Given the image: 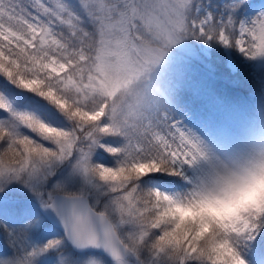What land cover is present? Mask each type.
Returning <instances> with one entry per match:
<instances>
[{
    "label": "snow or ice",
    "instance_id": "snow-or-ice-1",
    "mask_svg": "<svg viewBox=\"0 0 264 264\" xmlns=\"http://www.w3.org/2000/svg\"><path fill=\"white\" fill-rule=\"evenodd\" d=\"M264 57V5L251 0H0V194L30 193L64 235L27 247L43 222H0V264H36L66 244L114 264H252L264 210L188 224L159 186L206 143L173 115L162 68L186 39ZM2 200V197H0ZM83 264H105L95 255Z\"/></svg>",
    "mask_w": 264,
    "mask_h": 264
},
{
    "label": "rangeland",
    "instance_id": "rangeland-1",
    "mask_svg": "<svg viewBox=\"0 0 264 264\" xmlns=\"http://www.w3.org/2000/svg\"><path fill=\"white\" fill-rule=\"evenodd\" d=\"M253 9L264 5V0H251ZM224 54L223 60L218 61L215 52ZM236 49V48H235ZM237 54L233 48L225 47L217 42L205 43L194 38L186 39L173 47L165 57L162 68L165 72L166 82L170 86L173 103V115L175 119L182 122V126L191 130L199 136L207 145L224 154L244 149L255 141H264V57L250 59L238 49ZM249 64L255 80L257 89L249 104L251 112L247 107L234 113L225 112L219 107L220 99L216 94H208L205 81L212 72L222 75V79L234 80L239 67L238 59ZM247 65V69L249 68ZM207 68V69H205ZM195 170L189 168L187 175L191 178ZM189 183L181 178L177 185L162 184L160 187L169 191H179L187 188ZM0 222L16 227L25 221L28 216L40 213L43 218L41 227L34 231L27 247L43 245L48 240L62 237L63 234L41 213L37 203L32 199L30 193L13 188L7 195L0 194ZM262 248L258 249L261 253ZM9 252L6 235L0 230V253ZM68 257L67 264H83L90 255L101 257L105 264H114L105 255L96 252H75L69 244L65 246ZM255 246L248 255L252 264H264L257 258ZM60 257L56 252H48L36 258V264H59ZM130 264H136L135 257H128Z\"/></svg>",
    "mask_w": 264,
    "mask_h": 264
},
{
    "label": "clouds",
    "instance_id": "clouds-1",
    "mask_svg": "<svg viewBox=\"0 0 264 264\" xmlns=\"http://www.w3.org/2000/svg\"><path fill=\"white\" fill-rule=\"evenodd\" d=\"M196 161L191 183L172 202L177 218L230 225L264 210V141L224 154L206 144Z\"/></svg>",
    "mask_w": 264,
    "mask_h": 264
},
{
    "label": "trees",
    "instance_id": "trees-1",
    "mask_svg": "<svg viewBox=\"0 0 264 264\" xmlns=\"http://www.w3.org/2000/svg\"><path fill=\"white\" fill-rule=\"evenodd\" d=\"M234 51L235 54H237V51L235 49ZM215 57L218 59V61H222L223 52L222 54H218L215 52ZM238 61L240 62L239 70L236 74H233L234 80L230 83L226 79H222V75L214 74L212 76V72L211 75L207 78L210 91L221 95V97L223 98V103L227 108L230 109L238 108L239 106L244 105V99H247L250 96V91L255 90L257 84L254 80V76L250 74L251 68L249 64L243 62L240 57ZM247 65L249 66L248 69ZM177 178L178 177H169L165 180H161L160 182H171ZM262 233L264 237V232ZM261 242H264V239H261Z\"/></svg>",
    "mask_w": 264,
    "mask_h": 264
},
{
    "label": "water",
    "instance_id": "water-1",
    "mask_svg": "<svg viewBox=\"0 0 264 264\" xmlns=\"http://www.w3.org/2000/svg\"><path fill=\"white\" fill-rule=\"evenodd\" d=\"M47 215L51 216L52 220H54V222H56L63 229L62 225L59 223V220L55 217L54 213H47Z\"/></svg>",
    "mask_w": 264,
    "mask_h": 264
}]
</instances>
